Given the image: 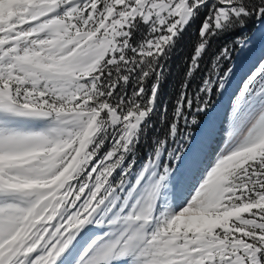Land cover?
Here are the masks:
<instances>
[{
  "label": "snow or ice",
  "instance_id": "snow-or-ice-1",
  "mask_svg": "<svg viewBox=\"0 0 264 264\" xmlns=\"http://www.w3.org/2000/svg\"><path fill=\"white\" fill-rule=\"evenodd\" d=\"M196 21L189 77L224 43L141 162ZM257 39L264 0H0V264H264Z\"/></svg>",
  "mask_w": 264,
  "mask_h": 264
},
{
  "label": "trees",
  "instance_id": "trees-1",
  "mask_svg": "<svg viewBox=\"0 0 264 264\" xmlns=\"http://www.w3.org/2000/svg\"><path fill=\"white\" fill-rule=\"evenodd\" d=\"M192 25L193 26H190L180 38L174 53L167 61L165 77L161 81L157 110L155 115L152 117V126L148 130L147 141L142 143L140 147L141 162H143L146 156L145 149L151 146L152 137L158 135L163 136L167 130V117L171 115L172 106L176 97L182 90V85L184 83H187V85L190 84L192 78L201 76V73L203 72L198 69L191 77L187 76L188 62L190 61L191 53L194 49V45L196 44V38H198L197 26H199V21H196ZM250 26L251 25H249V27ZM189 90L190 89L188 88V92L191 94V91ZM165 107L168 108L167 114L164 113Z\"/></svg>",
  "mask_w": 264,
  "mask_h": 264
},
{
  "label": "rangeland",
  "instance_id": "rangeland-1",
  "mask_svg": "<svg viewBox=\"0 0 264 264\" xmlns=\"http://www.w3.org/2000/svg\"><path fill=\"white\" fill-rule=\"evenodd\" d=\"M193 26V25H191ZM199 26H197L198 29ZM193 29V27H192ZM249 34H252V26L249 27L248 29ZM189 34V33H188ZM258 35V33H257ZM198 38H196V42H197ZM262 43L263 41L257 39L256 40V44L255 46H257V44ZM224 41L223 40H214L211 42V46L208 48V51L204 54V56L201 58L200 60V67L199 69L202 70L203 72L201 73V76H197L191 79L190 84H188V88L190 89L189 91H191L194 93L198 86L201 84L202 80L205 78V76L210 73L211 71V65H212V61L214 59V57L218 54L220 48L222 47ZM255 46L252 49V51L247 52V53H243L240 51V49H236L232 52V61L233 63H235L238 67H243L244 64L247 62V60L253 58L256 50H255ZM193 55V51L191 53V56ZM191 59V57H190ZM189 66H190V61L188 62V70H189ZM227 66V65H225ZM187 76H188V72H187ZM241 76L242 73L241 72H237L236 75L233 77L232 79V83L230 85V91L229 94H226L224 97L221 98L220 101V106L221 108L227 106L229 104V98L227 99V97H230V94L236 90H238V88L241 86ZM189 80V79H188ZM171 119V115H169L167 117V121Z\"/></svg>",
  "mask_w": 264,
  "mask_h": 264
},
{
  "label": "bare ground",
  "instance_id": "bare-ground-1",
  "mask_svg": "<svg viewBox=\"0 0 264 264\" xmlns=\"http://www.w3.org/2000/svg\"><path fill=\"white\" fill-rule=\"evenodd\" d=\"M255 50H256V52H255L253 58H254L255 56H258V55L260 54V52H261L262 50H264V41H263L262 43H259V42H258L257 46H255ZM228 98H229V96L227 97V99H228Z\"/></svg>",
  "mask_w": 264,
  "mask_h": 264
}]
</instances>
